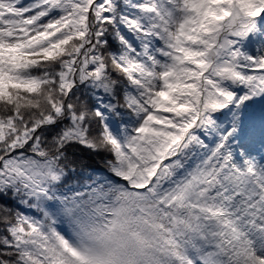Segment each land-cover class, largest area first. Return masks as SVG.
Segmentation results:
<instances>
[{
    "label": "rangeland",
    "instance_id": "1",
    "mask_svg": "<svg viewBox=\"0 0 264 264\" xmlns=\"http://www.w3.org/2000/svg\"><path fill=\"white\" fill-rule=\"evenodd\" d=\"M56 1L0 0L1 63L11 57L23 65L37 64L48 56L71 17L70 11L54 12ZM80 1L87 7L98 0ZM110 1L99 4L100 15ZM131 1L144 12L124 14L127 25L141 30L138 38L122 32L129 49L123 67L130 97L117 109L110 87L97 86L102 92L99 110L116 145L120 170L115 175L95 171L79 177L84 171L58 166L38 142L24 154L32 138L14 130L11 146L20 154L3 162L0 190L10 188L16 194L28 225L15 233L13 244L25 264H150L159 259V226L167 233L169 224H178L182 234L191 228L196 236L184 253L185 264L264 262V251L255 240L256 213L262 209L256 203L264 199V0ZM82 14L89 18L85 9ZM210 50L214 57L208 55ZM88 62H93L90 54L65 65L66 86L91 80ZM210 95L223 100L220 112L205 111L204 99ZM230 100L232 107L227 105ZM234 113L237 120L226 122ZM198 120L203 123L194 127ZM12 126L11 120L1 121L0 136ZM247 131L255 140L249 150L238 144ZM194 132L196 140L191 141ZM80 133L72 117L54 141L81 139ZM188 146L193 149L180 162ZM179 177H186L194 198L187 197L183 215L169 214L168 203L176 211L173 195ZM68 178L72 185L58 188ZM113 182L126 184L128 192L106 193ZM104 185L107 189L101 190ZM153 185V192L146 191ZM86 188L99 190V196L88 198ZM42 200L54 233L37 213ZM96 200L102 202L95 210L100 215L93 218L100 223L98 232L73 214L94 207ZM247 201L253 208L248 214L243 211ZM130 205L135 206L138 227L148 230V248L144 239L142 248L116 237L130 224L125 219L133 213Z\"/></svg>",
    "mask_w": 264,
    "mask_h": 264
},
{
    "label": "trees",
    "instance_id": "2",
    "mask_svg": "<svg viewBox=\"0 0 264 264\" xmlns=\"http://www.w3.org/2000/svg\"><path fill=\"white\" fill-rule=\"evenodd\" d=\"M102 1L98 0L87 7L80 0L56 1L54 12L61 14L70 11L71 17L64 23L63 32L58 34L55 45L49 47L48 56L37 64L23 65L11 57L5 58L3 63L0 62V122L13 121L12 130L8 129V134L3 138L0 136V168L9 157L20 154L15 152L17 147L11 146L13 132L16 130L15 132L26 131L29 133L28 139L32 138L31 143L27 144L28 148L24 154H28L31 149H34L35 143L38 142L49 156H53V160L57 161L58 166L64 169H73L76 173H79L80 170L84 171L82 174L79 173V177L89 172L106 171L113 174L115 170H120L116 145L109 137L99 110V97L102 92L97 86L110 87L111 98L116 102L117 109L129 99L130 93L127 94L128 77L123 67V60L129 53V49L126 41L122 39V32L125 31L132 36L137 35L138 38L137 29L139 27L134 24L127 25L124 14L132 12L133 9L135 12L143 14L144 10L135 7L128 0H112L107 3L104 14L100 15L99 4ZM84 9L89 14L87 19L82 14ZM89 54L93 60L92 64L88 62V68L92 69L91 80L83 81L80 84L76 81L72 82L69 87L66 86L63 80L65 65L80 56L89 58ZM131 83L136 84L135 81H131ZM220 99L213 95L207 96L204 99L205 111H219L224 105L223 100ZM59 111L62 112L61 116ZM237 116L236 113L232 114L227 122L233 124L237 120ZM72 117L76 119L81 129L82 138L70 139L64 144L61 141L58 144L59 140L56 142L54 140L60 138L62 129L69 126ZM202 123L201 120H198V124L194 127H198ZM216 126H218L217 123ZM190 138L191 141L196 140L195 132ZM190 148L187 147L180 162L187 158L193 149L189 150ZM179 163L177 164L179 165ZM179 178L174 186L173 195L176 211L172 204L168 203L166 210L169 214L174 211V214L181 213L183 215L188 209L187 197L194 198L186 177ZM66 185H72L70 178L65 180L64 185H58V188H63ZM81 188L85 189L83 186ZM103 188H106L105 185L100 186L101 190ZM128 189L129 186L127 187L123 183L113 182L106 193L126 194ZM153 190L154 185L146 191L153 192ZM165 191V189L162 190L163 193ZM99 192V190L94 192L91 188H86L88 198L99 196ZM45 200H42L43 205L40 204L37 213L49 226V232L54 233L50 226L53 220L50 216L51 213L46 208ZM100 203L102 202L96 200L94 207L91 204L86 209L73 210V214L78 216L79 222H90L97 228L100 223L93 218L98 214V211L95 210H99L102 206ZM134 207L130 205V213L133 212ZM20 210L23 211L24 208L19 206L16 194L10 188L5 191L0 190V264H25L21 259V252L12 241L15 233L21 230L19 228L24 227L25 224L24 229H26L28 225ZM137 218V214L134 212L125 214V219L130 224L127 223L123 231L117 232L116 237L124 239L127 243L131 240L135 241L136 247L144 248L140 242L143 239L146 241L148 230L138 227ZM157 219L165 218L158 217ZM182 229L181 225L171 226L169 224L167 233H164L163 231L166 229L163 225L159 226L157 232L161 237L160 239L156 238L157 251L155 253V255L159 254V259L156 261L155 258L150 264H185L183 262L184 253L194 243L196 236L192 235L191 228L190 230L186 228L187 231L189 230V233L186 234H182ZM98 231L101 230L97 228ZM166 234L169 238L166 237ZM146 245L149 246L147 241L145 247L148 248ZM164 251L166 253H163ZM149 253L147 251V255Z\"/></svg>",
    "mask_w": 264,
    "mask_h": 264
},
{
    "label": "bare ground",
    "instance_id": "3",
    "mask_svg": "<svg viewBox=\"0 0 264 264\" xmlns=\"http://www.w3.org/2000/svg\"><path fill=\"white\" fill-rule=\"evenodd\" d=\"M250 203V201H247L243 205V211L247 214L250 212L251 209H253ZM256 205L262 207V209L259 210L258 213H256L259 230L257 234H255V240L257 242V248H259L260 251H264V199H258ZM258 262L259 264H264V262L260 260Z\"/></svg>",
    "mask_w": 264,
    "mask_h": 264
},
{
    "label": "water",
    "instance_id": "4",
    "mask_svg": "<svg viewBox=\"0 0 264 264\" xmlns=\"http://www.w3.org/2000/svg\"><path fill=\"white\" fill-rule=\"evenodd\" d=\"M209 56H213V51L212 50L209 51Z\"/></svg>",
    "mask_w": 264,
    "mask_h": 264
}]
</instances>
